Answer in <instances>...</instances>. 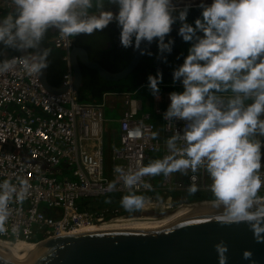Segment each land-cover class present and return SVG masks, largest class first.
Listing matches in <instances>:
<instances>
[{
	"label": "clouds",
	"instance_id": "clouds-1",
	"mask_svg": "<svg viewBox=\"0 0 264 264\" xmlns=\"http://www.w3.org/2000/svg\"><path fill=\"white\" fill-rule=\"evenodd\" d=\"M0 14V73L17 59L27 72L40 74L51 49L41 48L49 30L65 38L93 35L110 23L119 27L124 48L151 55L144 43L155 40L157 55L166 61L177 35L189 43L182 63L172 70L181 90L168 93L164 121L182 128L166 138L167 154L137 167L120 165L114 172L127 188L143 176L187 174L203 169L213 207L222 224L245 223L257 243H264V0H199V15L187 19L193 0H11ZM17 55H4L5 50ZM162 73L147 77L151 94L159 98ZM194 179V177H190ZM0 181V232L10 212V202L25 199L26 188ZM189 192L197 186L191 184ZM126 210L139 209L144 197L129 192L121 197ZM219 264H225L227 245H214ZM242 259L257 264L251 249Z\"/></svg>",
	"mask_w": 264,
	"mask_h": 264
},
{
	"label": "built area",
	"instance_id": "built-area-1",
	"mask_svg": "<svg viewBox=\"0 0 264 264\" xmlns=\"http://www.w3.org/2000/svg\"><path fill=\"white\" fill-rule=\"evenodd\" d=\"M197 3L193 0L192 7ZM10 7L11 0H0V8ZM52 41L62 50V91L48 90L38 73L27 72L21 58L0 73V181L7 179L18 189L24 181L26 188L23 201L10 202L5 231L0 234L44 238L133 216L124 217L117 209H89L81 205L82 200L119 193L159 190L166 195L165 201L144 197L139 209H152L155 203L166 209L184 202L213 201L183 199L171 204V194L189 192L191 184L197 190H209L203 169L189 172L184 179L179 172L158 175L157 185L152 183L151 176H143L131 189L123 185L113 170L116 165L135 170L167 154L165 140L175 129L180 130L183 122L168 124L162 113L168 105L165 101L169 102L168 93L175 87L181 90L179 81L164 82L165 88L160 90L158 99L155 97L157 103L152 112L162 120L161 134L157 135L151 112L143 108L134 90H106L97 100L79 99L90 97V92L72 89L73 39L56 32ZM118 98L121 102L116 105ZM106 110L111 112L110 116ZM114 112L118 113L116 119ZM115 120L117 129H108L107 123ZM105 133L109 135L108 147Z\"/></svg>",
	"mask_w": 264,
	"mask_h": 264
},
{
	"label": "water",
	"instance_id": "water-1",
	"mask_svg": "<svg viewBox=\"0 0 264 264\" xmlns=\"http://www.w3.org/2000/svg\"><path fill=\"white\" fill-rule=\"evenodd\" d=\"M173 28L177 30L178 24ZM182 38H178L172 48ZM149 43L141 47L147 49ZM41 48L45 47L42 41ZM4 55H8L5 50ZM143 54L139 50L120 70L106 69L90 59L87 50L73 45L70 61L73 68L72 89L79 91L82 83L80 64L97 71L108 81H115L131 73ZM155 59V73L172 81ZM48 65L41 70L39 79L52 92L64 86H54L47 78ZM219 209L213 202L197 201L155 211L136 210L130 217L96 227L80 229L44 238H22L0 234V264H219L214 245L223 240L227 245L225 264H248L242 259L245 248L251 249L257 264H264V243H257L247 224H222ZM11 243V245H10Z\"/></svg>",
	"mask_w": 264,
	"mask_h": 264
},
{
	"label": "trees",
	"instance_id": "trees-1",
	"mask_svg": "<svg viewBox=\"0 0 264 264\" xmlns=\"http://www.w3.org/2000/svg\"><path fill=\"white\" fill-rule=\"evenodd\" d=\"M9 9L0 8V14L9 11ZM200 13V8L197 6L191 7L188 12L187 19L189 22H192ZM173 31V30H172ZM171 31V32H172ZM57 31L49 30L46 35L45 41L46 47L51 49L50 56L48 58V70H47V78L48 81L54 85L59 86L62 80V72H63V61L61 59L62 50L58 47L53 45V41L51 40L52 37L55 36ZM174 40L177 37L176 31ZM73 39L74 44L83 46L88 54L89 57L93 60L98 61L101 65L105 68L111 69L113 71H117L121 69L126 60L129 59L132 54L136 51L132 47L124 48L120 44L119 40V27L115 23H110L107 27L103 30L94 33L93 35H78ZM83 39H88L91 43L92 47L96 49L94 55H91L88 47L83 43ZM86 41V40H85ZM155 44V40L151 42L147 49L152 50V46ZM182 46H184V50L187 51L189 47L188 42H184L182 40ZM17 54L13 50H8V55ZM156 55H148L143 54L140 59L138 66L125 77L115 80V81H108L102 78H98L94 71L90 70L86 65L81 64V72H82V83L81 89H87L90 92V97L86 98L83 96H79L81 100H90L94 99L97 100L101 97L102 92L106 90H135L139 85L147 84V77L149 74L155 75L154 69V59ZM184 58V57H183ZM183 59L178 63H182ZM178 64V65H179ZM166 72V71H165ZM90 78V81L86 80V77ZM55 79H58L56 82ZM99 79V80H98ZM161 82H166L162 79ZM173 90H179L178 88H174ZM109 138L106 141V145H109ZM158 175L151 176L152 183L154 185L158 184ZM128 193H119L113 194L111 196H104L99 198H89L86 200H82L81 205L83 207L89 209H117L118 213L126 214L134 212L137 209L133 210H126L120 203L121 197ZM138 195H142L143 197L149 196L154 201H162L163 197L159 198L160 192L159 190H154L148 193H136ZM172 199L177 198L178 200H202V199H213L209 190L198 189L195 192H174L171 194ZM11 245V243H10Z\"/></svg>",
	"mask_w": 264,
	"mask_h": 264
},
{
	"label": "crops",
	"instance_id": "crops-1",
	"mask_svg": "<svg viewBox=\"0 0 264 264\" xmlns=\"http://www.w3.org/2000/svg\"><path fill=\"white\" fill-rule=\"evenodd\" d=\"M51 40H53V37L51 38ZM55 81L57 82L58 79H55ZM163 83L164 82H160V84H159V89L160 90L163 89V88H165V84H163ZM178 89L180 90V88H178ZM134 91H135V95L141 98L142 103H143V108L146 109V110H149L151 112L150 118L155 123V133L157 135H160L161 134V127H162V120H161L160 116H158V115H156V114H154L152 112V109H153L154 105L157 103L155 101V97L151 94L150 90L147 87V84L139 85ZM143 93L145 94L144 95L145 96V99H143V97H142ZM120 102H121V100H120V98H118L117 101H116V105H119ZM108 109H110V107ZM106 114H107V116H110L109 114H111V112L109 110H106ZM116 118H118V116L115 117L114 119H116ZM107 128L108 129L109 128L117 129V120L112 121V122L109 121L107 123ZM263 153H264V151H263ZM198 172H202L201 169H198V171L196 173H198ZM177 174L182 179L186 178V176H187V174L182 173V172H179ZM203 179H204V181L207 184L210 183L209 178H208V176H207V174H206L205 171H204V174H203ZM260 194L261 195H264V188L261 189V193Z\"/></svg>",
	"mask_w": 264,
	"mask_h": 264
},
{
	"label": "flooded vegetation",
	"instance_id": "flooded-vegetation-1",
	"mask_svg": "<svg viewBox=\"0 0 264 264\" xmlns=\"http://www.w3.org/2000/svg\"><path fill=\"white\" fill-rule=\"evenodd\" d=\"M172 30H173V31L170 32L168 35H170V36H172V37L174 38V36H175V32H174V30L176 31V34H177V30H176L175 28H173V27H172ZM177 38H178V35H177L176 39L174 40V44H175ZM85 40H86V41H85ZM83 43L86 45V47H88V49H89L91 55H94V52H96V49H95L94 47H92V45H91V43L89 42V40H88V39H83ZM174 44H173V45H174ZM181 44H182V40H181V42H180L176 47L172 48V50H171L170 53H166V56H167V60H166V61L160 59L159 66H160L161 70H162L164 73H169V74H171L173 68L176 67V66L179 64L178 62L181 61V60L183 59V57L187 54V51L184 50V46H182ZM73 45H76V44H74V42H73ZM142 45H143V44H142ZM142 45H141V46H142ZM173 45H172V46H173ZM45 46H46V44H45ZM72 47H73V46H72ZM6 51L8 52V50H6ZM9 51H10V49H9ZM136 51H137V50H136ZM136 51H135V52H136ZM135 52L132 54V56H131L129 59L126 60V63L124 64V66L130 61V59H132V57H133V55L135 54ZM151 53L156 55L155 59L158 58L156 42H155V44L152 46ZM152 54H151V55H152ZM88 56H89V54H88ZM142 56H143V55H142ZM89 58H90V57H89ZM90 59H91V58H90ZM155 59H154V61H155ZM80 66H81V64H80ZM124 66H123V67H124ZM87 67H88V66H87ZM123 67H122V68H123ZM88 68H90V67H88ZM106 69H108V68H106ZM154 69H155V68H154ZM90 70L94 71L95 74H96V76H97L98 78H102L101 76L98 75V73H97V71H96L95 69L90 68ZM108 70H111V69H108ZM119 70H120V69H119ZM111 71H113V70H111ZM165 71H166V72H165ZM102 79H103V78H102ZM86 80H87V81H90V78H88V75H87V77H86ZM98 80H99V79H98ZM104 80H105V79H104Z\"/></svg>",
	"mask_w": 264,
	"mask_h": 264
},
{
	"label": "rangeland",
	"instance_id": "rangeland-1",
	"mask_svg": "<svg viewBox=\"0 0 264 264\" xmlns=\"http://www.w3.org/2000/svg\"><path fill=\"white\" fill-rule=\"evenodd\" d=\"M197 2H199V0H197ZM145 94L143 93V95H142V97H143V99H145V96H144ZM145 102V101H144ZM112 116L113 117H117L118 116V113L117 112H114L113 114H112ZM106 128V127H105ZM109 138V135H107L106 133H105V136H104V140H105V142L107 141V139ZM164 196V198H163V200L162 201H165V199H166V195H164V194H160V196H159V198L160 197H163ZM177 200V198H173L172 199V202H174V203H171V204H173V205H176L177 203H179V202H183L182 200H178V201H176ZM155 206H154V208H152L153 210H155V211H158V210H162L163 208H162V206H163V204H161L159 207H157V204L155 203L154 204ZM137 210H139V209H137ZM136 211V210H135ZM134 211V212H135ZM134 212H131V213H126V214H124V217H126V216H129L130 214H133Z\"/></svg>",
	"mask_w": 264,
	"mask_h": 264
},
{
	"label": "bare ground",
	"instance_id": "bare-ground-1",
	"mask_svg": "<svg viewBox=\"0 0 264 264\" xmlns=\"http://www.w3.org/2000/svg\"><path fill=\"white\" fill-rule=\"evenodd\" d=\"M166 103H169L168 101H165ZM209 202H213V201H209ZM209 202H205V203H209ZM96 227V226H95ZM89 228H92V227H89Z\"/></svg>",
	"mask_w": 264,
	"mask_h": 264
}]
</instances>
